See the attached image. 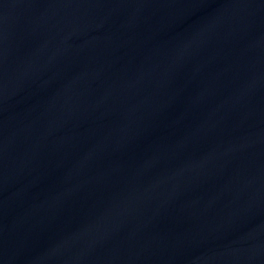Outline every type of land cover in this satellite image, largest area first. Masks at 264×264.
Wrapping results in <instances>:
<instances>
[{
    "label": "water",
    "instance_id": "water-1",
    "mask_svg": "<svg viewBox=\"0 0 264 264\" xmlns=\"http://www.w3.org/2000/svg\"><path fill=\"white\" fill-rule=\"evenodd\" d=\"M0 264H264V0H0Z\"/></svg>",
    "mask_w": 264,
    "mask_h": 264
}]
</instances>
